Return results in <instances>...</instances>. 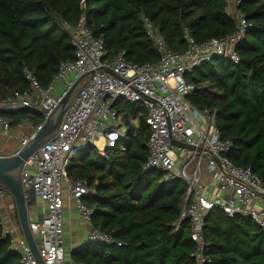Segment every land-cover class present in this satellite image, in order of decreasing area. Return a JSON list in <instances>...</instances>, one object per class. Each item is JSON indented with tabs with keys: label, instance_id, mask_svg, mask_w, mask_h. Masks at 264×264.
<instances>
[{
	"label": "trees",
	"instance_id": "1",
	"mask_svg": "<svg viewBox=\"0 0 264 264\" xmlns=\"http://www.w3.org/2000/svg\"><path fill=\"white\" fill-rule=\"evenodd\" d=\"M227 0H0V99L29 89L25 69L48 87L62 61L75 50L56 17L76 25L82 14L94 36L105 41L108 58L126 51L130 62L156 63L160 54L144 28L152 19L175 52L188 48L186 31L196 42L231 34L235 19L226 13ZM238 9L251 23L237 46L241 61L214 58L186 74L194 87L188 100L198 108L217 109L223 139L232 142L228 157L238 167H251L264 181V0H241ZM115 108L136 135L125 141L127 150H107V158L88 146L70 159V179L86 180L94 193L83 197L93 209L92 227L109 234L117 244L89 241L74 247L70 259L84 264H196L191 223L178 230L186 185L163 182L158 171L145 172L149 151L147 110L142 103L118 100ZM16 127L23 119L44 121L41 112L25 108L0 112ZM137 117L138 125L131 122ZM1 219V218H0ZM210 244L207 264H264V231L250 219L233 218L219 210L209 214L203 231ZM0 264H21L10 249V237L0 225Z\"/></svg>",
	"mask_w": 264,
	"mask_h": 264
},
{
	"label": "built area",
	"instance_id": "2",
	"mask_svg": "<svg viewBox=\"0 0 264 264\" xmlns=\"http://www.w3.org/2000/svg\"><path fill=\"white\" fill-rule=\"evenodd\" d=\"M240 2L227 0L226 13L236 22L231 34L198 43L186 31L188 48L183 52L173 51L152 19L143 16L147 36L160 54L158 62L144 64L128 61L126 51H120L110 60L104 39L94 36L86 24L85 14L74 26L56 17L57 25L67 33L74 47V60L60 63L48 87L42 86L35 75L25 69L30 88L0 99V112L31 108L41 112L45 119L81 74L94 71L65 111L56 134L26 160L22 169L24 188L33 187L44 204L41 218L30 220V229L45 264H66L65 191L91 224L93 209L82 199L94 193V189L86 180L68 177L66 170L70 159L90 145L105 158L107 150L125 152L126 139L136 135L114 106L120 99L142 103L147 110L149 135L145 145L149 154L143 170L161 172L163 182L182 181L186 185L184 205L175 229L178 230L184 219L191 223L190 237L196 244L192 256L196 264L210 262L206 255L210 244L203 231L207 217L215 210L229 218L239 215L250 219L264 231V181L252 172L251 167L241 168L232 163L228 157L232 142L222 137L216 122L217 109L194 106L188 100L194 87L185 78L188 72L214 58L233 63L241 61L237 46L250 30L251 23L238 9ZM81 7L86 8V0H81ZM103 66L113 69L119 76L100 69ZM59 81L64 84L57 91L55 85ZM130 120L138 125L136 118ZM42 123L23 119L17 124V128L27 127L30 131L21 139L20 146L27 143ZM0 127L4 133L9 132L10 121L0 116ZM100 142L103 145L98 147ZM8 194L0 187V202ZM0 218L3 235L10 237V249L19 254L20 263L38 264L21 230L11 227L1 214ZM88 240L121 246L109 234L92 225Z\"/></svg>",
	"mask_w": 264,
	"mask_h": 264
},
{
	"label": "water",
	"instance_id": "3",
	"mask_svg": "<svg viewBox=\"0 0 264 264\" xmlns=\"http://www.w3.org/2000/svg\"><path fill=\"white\" fill-rule=\"evenodd\" d=\"M100 69L119 76L113 69L106 66ZM93 72L94 71L85 72L73 82L55 108L44 119L41 128L28 139L25 145L20 146L19 149L12 154L0 155V187L5 189L14 201L16 224L25 236L38 264H45V262L40 254L37 239L30 229L29 213V209L37 202V196L33 187L24 188L22 183V169L24 168L26 160L47 140L51 139L56 134L65 111L74 100L83 82ZM173 143L187 146L182 143H177L176 141H173Z\"/></svg>",
	"mask_w": 264,
	"mask_h": 264
},
{
	"label": "crops",
	"instance_id": "4",
	"mask_svg": "<svg viewBox=\"0 0 264 264\" xmlns=\"http://www.w3.org/2000/svg\"><path fill=\"white\" fill-rule=\"evenodd\" d=\"M64 81L61 86L55 88L57 91L62 89ZM121 115V114H120ZM123 117V115H121ZM137 119V117H134ZM138 120V119H137ZM29 129L23 131L17 127H11L9 132L4 133L0 127V155H8L17 151L20 147L21 139L28 136ZM38 203V205H37ZM37 205V206H36ZM36 205L29 209L30 220L39 219L42 216L44 204L37 198ZM15 205L10 194H8L3 201L0 202V214L6 219L11 227L20 230L16 224L14 216ZM64 246L66 250V264H81L74 263L70 259V252L74 247L86 245L88 240V232L91 227L90 222L85 220L83 215L77 210L76 205L67 191L64 194Z\"/></svg>",
	"mask_w": 264,
	"mask_h": 264
},
{
	"label": "rangeland",
	"instance_id": "5",
	"mask_svg": "<svg viewBox=\"0 0 264 264\" xmlns=\"http://www.w3.org/2000/svg\"><path fill=\"white\" fill-rule=\"evenodd\" d=\"M61 83H62V81L57 82V83H56V86H57V87L61 86ZM21 130L26 131V130H28V128H27V127H24V128H22ZM102 145H103L102 142L98 143V147H101ZM203 170H204V166H203ZM35 205H36V204H35ZM37 205H38V203H37ZM37 205H36V206H37Z\"/></svg>",
	"mask_w": 264,
	"mask_h": 264
}]
</instances>
